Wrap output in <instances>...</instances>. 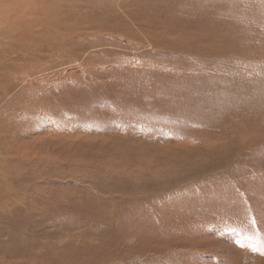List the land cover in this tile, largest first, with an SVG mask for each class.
<instances>
[{
    "label": "rangeland",
    "instance_id": "1",
    "mask_svg": "<svg viewBox=\"0 0 264 264\" xmlns=\"http://www.w3.org/2000/svg\"><path fill=\"white\" fill-rule=\"evenodd\" d=\"M61 7L0 72V257L264 264V0Z\"/></svg>",
    "mask_w": 264,
    "mask_h": 264
},
{
    "label": "bare ground",
    "instance_id": "2",
    "mask_svg": "<svg viewBox=\"0 0 264 264\" xmlns=\"http://www.w3.org/2000/svg\"><path fill=\"white\" fill-rule=\"evenodd\" d=\"M64 0H0V72L7 71L8 67L3 65L5 62L4 60L8 57V54L13 52L12 50L15 49V46L18 44L17 40L20 37H26V34H31L34 28H41L43 29V25H45L46 15L54 14L55 11H60V7L63 5ZM64 7V6H63ZM62 8V7H61ZM63 10V9H62ZM50 14V15H51ZM56 15V14H55ZM54 16V15H53ZM61 17V15H60ZM56 19V18H55ZM62 19V18H61ZM38 31V30H37ZM41 31V30H39ZM35 32V31H34ZM43 33V31L41 32ZM21 34V35H20ZM35 34V33H34ZM38 34V33H37ZM40 34V32H39ZM20 35V36H19ZM33 35V34H32ZM36 35V34H35ZM34 36V35H33ZM27 38V37H26ZM35 38V37H34ZM220 38V34H219ZM23 39V38H22ZM25 39V38H24ZM33 39V38H32ZM221 39V38H220ZM34 40V39H33ZM217 38H214V42ZM31 41V40H29ZM33 42V41H32ZM27 43V42H26ZM19 47V46H18ZM223 47V46H222ZM227 48V47H226ZM191 50L195 53H199L200 50L198 47H194ZM25 52V51H24ZM17 53V52H16ZM15 54V53H14ZM20 54V53H19ZM23 55V54H22ZM19 56V55H18ZM23 57V56H22ZM21 57V58H22ZM10 58V57H9ZM12 58V57H11ZM16 58V57H15ZM20 60V59H19ZM7 61V60H6ZM18 61V60H17ZM23 62V61H22ZM11 64V63H10ZM22 64V63H21ZM68 64V63H67ZM14 65V64H13ZM20 65V64H19ZM7 67V68H6ZM21 68H24L21 66ZM27 68V67H26ZM68 70V69H67ZM23 71V70H21ZM15 72V71H14ZM19 72V70H18ZM20 73V72H19ZM17 74V72H16ZM15 75V74H13ZM22 75V74H21ZM25 78V77H24ZM16 80V79H15ZM21 80V79H19ZM12 81V80H11ZM1 82V81H0ZM22 83V82H21ZM41 83V82H40ZM2 84V83H1ZM12 84V83H11ZM15 84V83H14ZM25 84V83H24ZM5 85V84H4ZM18 85V84H17ZM29 85V84H28ZM16 86V85H15ZM20 85H18L19 87ZM17 87V88H18ZM16 88V89H17ZM15 89V90H16ZM24 89V88H23ZM19 90V89H18ZM5 91V90H4ZM9 91V90H8ZM14 92V91H13ZM2 93V92H1ZM5 93V92H4ZM125 129V128H124ZM140 129V128H139ZM142 129V128H141ZM130 133V132H129ZM125 134V133H124ZM127 134V133H126ZM132 134V133H131ZM134 135V134H133ZM233 136V135H232ZM40 137V136H39ZM124 137V136H121ZM137 138V137H136ZM75 139V138H74ZM122 139V138H121ZM135 139V138H131ZM138 139V138H137ZM254 139V138H253ZM257 140V139H256ZM31 141V140H29ZM28 141V142H29ZM130 141V140H129ZM137 141V140H136ZM183 143V142H182ZM42 144V143H40ZM44 144V143H43ZM27 145V144H26ZM230 145V144H229ZM43 146V145H42ZM137 146V145H136ZM40 147V146H39ZM141 147V146H140ZM41 148V147H40ZM46 148V147H45ZM45 148L43 150H45ZM50 148V147H49ZM178 148V147H177ZM181 148V147H180ZM178 148V149H180ZM26 150V149H25ZM40 151V150H39ZM124 151V150H122ZM46 152V150H45ZM125 152V151H124ZM122 152V153H124ZM25 153V152H24ZM39 153V152H38ZM174 153V152H173ZM177 153V152H176ZM19 154V153H18ZM45 154V153H44ZM1 155V154H0ZM128 155V153H127ZM43 156V155H42ZM47 156V155H46ZM43 158V157H42ZM41 158V159H42ZM46 158V157H45ZM36 159V158H35ZM39 159V158H38ZM44 159V158H43ZM154 159V158H153ZM172 159V157H171ZM30 160V159H29ZM40 160V159H39ZM38 160V161H39ZM45 160V159H44ZM175 160V159H173ZM177 160V159H176ZM179 160V159H178ZM182 160V159H180ZM37 161V162H38ZM30 162V161H29ZM43 162V161H41ZM41 162L39 164H41ZM162 162V161H161ZM56 163V162H55ZM54 163V164H55ZM47 164V163H45ZM50 164V162H49ZM138 164V163H137ZM52 165V164H51ZM47 166V165H45ZM54 166V165H53ZM57 168V167H56ZM197 174V173H196ZM181 176V175H180ZM87 177V176H86ZM2 180L7 179L6 175L0 177ZM9 178V176H8ZM182 178V177H181ZM159 179V178H158ZM91 182V181H87ZM90 184V183H89ZM6 185V184H5ZM5 195V194H4ZM4 201H9L7 198H3ZM138 236V235H137ZM76 237V236H75ZM133 238V237H132ZM78 240V238H76ZM70 240V239H69ZM110 240V239H109ZM63 241V240H62ZM83 241V240H82ZM84 242V241H83ZM97 242V241H96ZM132 242L134 243L133 239H130L126 243ZM81 243V242H80ZM98 243V242H97ZM89 244V243H88ZM140 244H136L131 250L137 249ZM47 246V245H46ZM22 248V247H21ZM53 249V248H52ZM175 251V249H172ZM20 252L19 249H15L13 254H10L11 258L15 256V259L12 261H6L3 257H0V264H19L17 263V254ZM63 252V251H62ZM176 252V251H175ZM37 254V253H36ZM41 254V253H40ZM39 254V256H41ZM43 254V252H42ZM67 254V253H66ZM158 254L161 257H165L167 260L171 261V256L177 257V254L174 255H165L167 253L166 248H162L158 246ZM173 254V253H171ZM33 255V254H32ZM54 257V256H53ZM124 258V260H123ZM119 257L118 259H106L107 262L110 263H118L124 264L126 262V258L123 256ZM98 262V259H95ZM25 262V261H24ZM101 263V262H100ZM40 264V263H39ZM90 264V263H89ZM97 264V263H96Z\"/></svg>",
    "mask_w": 264,
    "mask_h": 264
}]
</instances>
